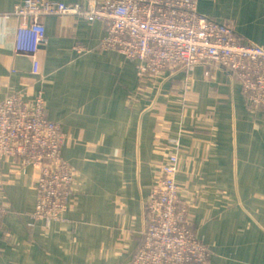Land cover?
I'll return each instance as SVG.
<instances>
[{
  "label": "crops",
  "instance_id": "1",
  "mask_svg": "<svg viewBox=\"0 0 264 264\" xmlns=\"http://www.w3.org/2000/svg\"><path fill=\"white\" fill-rule=\"evenodd\" d=\"M197 1L200 14L230 18L238 41L264 49V0ZM19 2L0 0V101L43 97L65 133L74 194L63 224L35 220L36 169L0 156V264H129L143 240L144 201L171 153L208 264H264V107L249 106L238 76L204 64L142 76L138 61L103 50L105 33L74 14L39 18L34 66L14 49Z\"/></svg>",
  "mask_w": 264,
  "mask_h": 264
},
{
  "label": "built area",
  "instance_id": "2",
  "mask_svg": "<svg viewBox=\"0 0 264 264\" xmlns=\"http://www.w3.org/2000/svg\"><path fill=\"white\" fill-rule=\"evenodd\" d=\"M197 0H99L84 6L58 0H20L13 15L20 19L14 49L37 65L36 54L45 37L41 16L74 14L103 31V50H117L139 62L140 75L166 69H192L204 64L227 69L241 81L253 109L264 107V49L238 41L230 18H211L198 11ZM210 76L209 72L205 73ZM23 93L0 101V156L15 155L37 172L38 197L32 217L56 225L70 208L74 171L61 155L65 133L59 121L45 115L39 94L25 102ZM175 153L161 165L159 184L144 201L143 240L129 264H208L211 249L188 224L189 203L179 196ZM5 213L0 192V216ZM75 213L69 221L78 220Z\"/></svg>",
  "mask_w": 264,
  "mask_h": 264
}]
</instances>
